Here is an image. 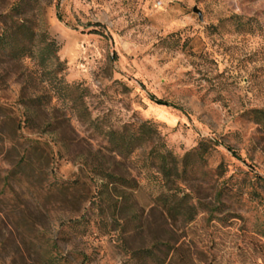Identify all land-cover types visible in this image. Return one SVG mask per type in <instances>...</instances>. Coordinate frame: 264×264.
<instances>
[{
	"label": "rangeland",
	"instance_id": "374dc122",
	"mask_svg": "<svg viewBox=\"0 0 264 264\" xmlns=\"http://www.w3.org/2000/svg\"><path fill=\"white\" fill-rule=\"evenodd\" d=\"M1 38L0 264H264V0H0Z\"/></svg>",
	"mask_w": 264,
	"mask_h": 264
},
{
	"label": "water",
	"instance_id": "95a60500",
	"mask_svg": "<svg viewBox=\"0 0 264 264\" xmlns=\"http://www.w3.org/2000/svg\"><path fill=\"white\" fill-rule=\"evenodd\" d=\"M195 12H197L200 15V18L202 20V14H201V12L197 8H195Z\"/></svg>",
	"mask_w": 264,
	"mask_h": 264
},
{
	"label": "trees",
	"instance_id": "16d2710c",
	"mask_svg": "<svg viewBox=\"0 0 264 264\" xmlns=\"http://www.w3.org/2000/svg\"><path fill=\"white\" fill-rule=\"evenodd\" d=\"M4 38H1L0 41H2ZM210 142V141H209ZM260 180L262 181V183H264V178L263 177H259Z\"/></svg>",
	"mask_w": 264,
	"mask_h": 264
}]
</instances>
